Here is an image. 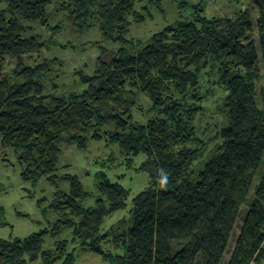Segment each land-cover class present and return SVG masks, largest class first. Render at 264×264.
Instances as JSON below:
<instances>
[{
  "label": "trees",
  "instance_id": "trees-1",
  "mask_svg": "<svg viewBox=\"0 0 264 264\" xmlns=\"http://www.w3.org/2000/svg\"><path fill=\"white\" fill-rule=\"evenodd\" d=\"M3 1L0 146L14 150L23 182L45 179L56 190L49 227L0 239V264H74L76 245L111 264H221L242 215L227 264H264V102L257 91L264 0H253L255 19L249 6L208 16L204 0L178 1L175 19L145 39L132 37L131 26L152 18L151 8L166 17L165 0H60L55 11L64 24L56 25L47 18L52 0ZM67 26L77 33L97 27L112 47L99 46L92 71L88 63L74 69L72 88L63 81L64 60L53 54L78 50L58 41ZM34 53L40 58L31 63ZM8 59L14 66L6 72ZM141 95L150 114L137 121ZM216 96L220 119L208 146L198 119ZM103 135L129 166L143 156L135 170L148 176L128 217L105 231V218L128 207L129 189L98 171L95 190L87 191L58 165L63 145L85 150ZM90 198L94 206L86 205ZM65 231L70 239L43 249L46 236Z\"/></svg>",
  "mask_w": 264,
  "mask_h": 264
},
{
  "label": "rangeland",
  "instance_id": "rangeland-1",
  "mask_svg": "<svg viewBox=\"0 0 264 264\" xmlns=\"http://www.w3.org/2000/svg\"><path fill=\"white\" fill-rule=\"evenodd\" d=\"M58 1L60 0H52L47 8V18L50 25H56L58 23L64 24V21H62V13L55 11V6ZM178 1L182 0H165L163 8L165 9L166 17H162V14H157L156 10L151 8L152 18L149 19L148 17L146 22L142 25L131 26V36L135 39H145L165 26L166 23L172 22L177 16L178 11L176 6ZM185 1L188 3H197L200 0ZM204 2L206 5V15L208 16L219 15L231 17L248 6L252 8L253 19L258 15L253 0H204ZM5 5L4 1L0 0V9L4 8ZM37 30L42 34L41 37L48 40L47 38L50 35L49 32L41 28ZM58 41L61 43L69 41L78 48V50H76L70 46L72 49L69 50L60 48L53 49V54L64 60L66 74L63 81L65 84H71V88L74 78L71 74L74 69L79 68L83 63H88L89 69H87L88 71H92L96 58L101 52L99 46L111 47V45L104 40L102 33L97 27H93L83 33H77L67 26L61 35L58 36ZM46 47L41 50L40 57L44 56ZM37 55L39 54L34 53L32 56L33 59H31L30 62L40 58ZM7 62L4 69L6 72H9L14 66V61L8 59ZM258 64L262 76L258 81L257 91L259 103L263 105L264 65L261 62ZM140 99V104H142L143 109L138 107V109L133 111L134 119L137 121L146 119L150 114L147 112L150 102L142 95ZM218 102V96L209 99L205 103L204 114L198 119V129L202 131V136L206 139L208 146L214 144L216 136L215 123L220 119L217 110ZM142 159L143 156L137 157L133 165L129 166L124 160H121L118 148L108 143V139L103 135L100 140L90 142L85 150H78L75 146L63 145L58 165L60 167V174L71 173L77 175L84 189L87 191L93 192L95 190V174L98 171H104L107 177L113 181L119 179L121 184L129 189L130 196L128 199V207L124 210H118L105 218L102 225V231H105L117 220L128 217V209L131 206L133 197L146 187L148 180L147 174L135 170ZM64 165H69V167L64 168ZM22 169L23 167L18 163L14 150L11 148L2 149L0 146V208L3 210L0 216V239L28 237L33 233L48 228L49 223L54 220V214L49 211L48 205L56 190L55 186L50 185L45 179H41L36 185L23 182L20 176ZM120 175H122L121 178ZM59 188L65 190L68 188V185L67 183H61ZM86 205L94 206V198H90L86 202ZM242 216L237 222L230 248L225 252L221 264L228 263L231 250L235 244V239L240 232V226L243 221ZM70 238V231L63 232L57 239L46 236L43 249L54 248L57 240ZM73 247H75L74 264H111L98 253L89 251L78 245ZM105 249L107 250L109 247ZM39 262L40 258L36 262H29L28 264H39Z\"/></svg>",
  "mask_w": 264,
  "mask_h": 264
}]
</instances>
